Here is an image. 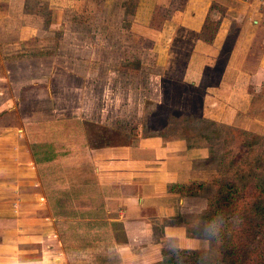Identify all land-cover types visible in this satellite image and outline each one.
Instances as JSON below:
<instances>
[{"label": "crops", "instance_id": "obj_1", "mask_svg": "<svg viewBox=\"0 0 264 264\" xmlns=\"http://www.w3.org/2000/svg\"><path fill=\"white\" fill-rule=\"evenodd\" d=\"M180 1H168L170 8H176ZM181 11L171 24L170 36L163 39L169 42L163 49L164 58L167 47L169 58L177 57L170 48L173 42L186 50L177 61L182 68L172 71L176 73L172 88L176 85L178 90L186 84L207 90V75L227 53L213 88L222 91L224 98L209 103L206 94L202 105L214 115L203 113V119L264 137V4L258 0H184ZM4 17L0 18V41H12L21 32L14 31L10 19L15 18L7 12ZM139 25L143 31L148 27L145 22ZM4 27H10V35ZM10 101L0 110V114L7 111L3 117H11L16 110L15 101ZM69 118L54 117V131L42 133L40 139L29 137L27 129H20L19 134L16 127L0 131V259L17 254L30 264H79L73 255L77 250L69 252L67 237H58L63 234L60 228L65 227L64 232H71V238L77 240L82 238L79 233L92 236L86 244L90 247L97 244L96 235L101 233L108 235L107 240H124L133 221L156 227L167 215L184 222L181 202L206 194L185 195L178 188L212 176L204 146H194L183 137H130L122 131L107 130L102 119L92 124L98 123L105 132L117 133L124 140L99 143L92 138L98 137L97 131L87 134L81 119L75 122L73 117L74 127L65 129ZM44 143L50 144L52 154L38 161L32 148ZM55 170L60 172L59 180L52 185L62 193L55 199L57 210L46 187ZM129 195L138 197L141 207L130 209L124 203ZM66 205H71V214L65 213ZM68 223L74 228H67ZM94 264L105 261L96 258Z\"/></svg>", "mask_w": 264, "mask_h": 264}, {"label": "rangeland", "instance_id": "obj_2", "mask_svg": "<svg viewBox=\"0 0 264 264\" xmlns=\"http://www.w3.org/2000/svg\"><path fill=\"white\" fill-rule=\"evenodd\" d=\"M7 1L0 0V18L9 13L10 18H15L10 19L15 25L14 31L21 34L12 41H0V110L12 102L9 98L15 101L16 109L11 117H3L7 113L5 110L0 114L1 132L16 127L18 134L27 129L29 137L33 135V139H40L42 133L54 131L56 124L51 122L54 117H70L65 128L69 130L74 127L72 118L75 117V122L82 120V128L87 134L92 133L90 130L97 131L98 137L92 138L99 143L121 142L124 139L118 136V131L128 133L130 137L161 135L173 138L180 136L186 128L190 135L197 137L202 126L198 118H203V113L214 115L202 105L203 97L207 94L209 103L224 98L222 91L213 88L219 78V67L221 69L227 61V53L208 78L206 76L207 90L186 84L178 90L176 85L172 88L176 74L172 71L182 68L177 61L186 50L182 44L173 42L170 48L177 57L169 58L167 47L164 58L163 49L169 42L163 39L170 36L171 24L181 15L184 0L174 9L170 8V0ZM143 22L148 25L144 31L139 25ZM5 30L11 29L4 27ZM155 31L158 35H154ZM6 32L3 33L6 35ZM178 40L181 41L180 37ZM99 119L107 130L117 133L105 132L98 123L92 124ZM222 137H215L210 142L217 157L220 150H232ZM198 142L193 145L200 146L201 143L205 147V139ZM260 144L258 151L264 152V143ZM32 150L38 161L52 154L47 143L34 144ZM208 165L213 176L217 171L216 164ZM59 173L52 171L46 183L49 197L54 199L50 200L54 209L56 197L62 194L61 188L52 185L58 182ZM259 175L263 176L264 170ZM71 209V205H66L64 211L71 214ZM67 228H74V225L68 223ZM64 229L60 228L63 234L58 237H67L69 252L82 253L74 256V261L94 264L96 258H103L99 246L108 235H96L99 245L94 243L90 247L86 244L92 236L79 233L82 238L77 240ZM257 241L256 237L253 244ZM90 256L95 258L92 260ZM186 264H197V256L186 254Z\"/></svg>", "mask_w": 264, "mask_h": 264}, {"label": "trees", "instance_id": "obj_3", "mask_svg": "<svg viewBox=\"0 0 264 264\" xmlns=\"http://www.w3.org/2000/svg\"><path fill=\"white\" fill-rule=\"evenodd\" d=\"M198 119L202 124L197 131L200 136L190 135V131L184 128L178 138L191 136L192 139L187 141L192 145L205 139L208 163L215 162L217 171L205 182L178 187L179 192L201 195L204 191L211 209L225 212L227 223L221 238L213 245L215 264H264V175H259L264 170V152L258 151L264 137ZM220 131L224 143L232 150H220L217 157L210 142L215 137L221 138ZM240 179L250 181L238 182ZM256 237L258 241L254 245ZM190 254L197 256L196 253Z\"/></svg>", "mask_w": 264, "mask_h": 264}, {"label": "clouds", "instance_id": "obj_4", "mask_svg": "<svg viewBox=\"0 0 264 264\" xmlns=\"http://www.w3.org/2000/svg\"><path fill=\"white\" fill-rule=\"evenodd\" d=\"M130 209L141 207L138 197H124ZM184 222L163 215L156 227L133 221L124 240L112 238L102 242L99 253L105 264H186V254L196 253L197 264H215L214 243L221 238L227 217L223 210L211 209L205 196L181 202ZM167 221V222H163ZM157 228L159 231H157ZM73 255H82L74 252ZM0 264H30L17 254L0 259Z\"/></svg>", "mask_w": 264, "mask_h": 264}, {"label": "built area", "instance_id": "obj_5", "mask_svg": "<svg viewBox=\"0 0 264 264\" xmlns=\"http://www.w3.org/2000/svg\"><path fill=\"white\" fill-rule=\"evenodd\" d=\"M246 1V0H244ZM261 4H264V0H258Z\"/></svg>", "mask_w": 264, "mask_h": 264}]
</instances>
